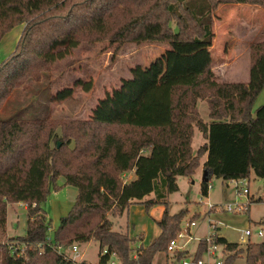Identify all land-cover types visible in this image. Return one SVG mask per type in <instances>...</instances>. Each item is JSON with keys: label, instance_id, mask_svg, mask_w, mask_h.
<instances>
[{"label": "trees", "instance_id": "1", "mask_svg": "<svg viewBox=\"0 0 264 264\" xmlns=\"http://www.w3.org/2000/svg\"><path fill=\"white\" fill-rule=\"evenodd\" d=\"M231 3L263 5L264 0H0V40L22 25L14 52L0 63V107L11 90L49 70L58 47L99 42L116 51L128 43H155L171 53L165 88L151 92L139 110L134 103L153 83L151 77H136L120 102L107 101L90 120H0V237L7 205L22 203L24 235L10 241L29 245L25 257L15 259L0 244V264H73L51 245L88 241L97 243L96 264L111 258L116 264H152L180 231L185 213L170 214L167 196L177 192V177L194 174L201 158L202 196L211 177L228 181L253 173L264 179V104L253 110L264 88V44L249 46L247 83L216 82L210 70L211 11ZM199 101L206 104L207 122L199 116ZM195 130L205 143L193 153ZM130 171L134 180L122 182ZM59 176L77 195L50 245L42 204ZM134 203L164 206L159 234L136 248L107 218ZM213 244L228 253L223 264L242 255L244 264H264V240L241 248L216 235ZM205 251L204 239L199 240L194 259H203ZM184 258L178 252L171 264Z\"/></svg>", "mask_w": 264, "mask_h": 264}, {"label": "rangeland", "instance_id": "2", "mask_svg": "<svg viewBox=\"0 0 264 264\" xmlns=\"http://www.w3.org/2000/svg\"><path fill=\"white\" fill-rule=\"evenodd\" d=\"M211 21L213 40L209 52L210 70L214 79L216 82L246 83L250 64L249 46L253 43L264 44V4H219L211 11ZM21 31L22 25H17L0 40V63L14 52ZM53 53V63L37 81H26L10 91L0 107V120H90L95 118V111L107 101L121 100L122 90L136 77H151L153 83L146 87L134 103V109L139 110L142 101L151 92L165 88L168 82L166 73L171 53L162 44L145 43L136 46L128 43L115 51L114 45L82 42L75 47H58ZM64 91H68L69 95L58 100L57 95ZM263 104L264 88L255 98L253 109ZM206 109L204 101L197 102V110L203 121H206ZM203 142L201 134L195 130L191 144L193 153H196ZM203 159H200L192 176L176 178L178 190L167 196L170 214L185 212L180 228L183 229L189 220L193 221L194 225L189 228L192 239L187 240L177 233L173 239H176V246L180 249L173 253L164 251L157 254L152 264H171L178 252H184L186 257L193 256L198 241L206 239L210 233H216L227 243L241 248L247 243H260L264 240V179L251 173L248 178L249 195L246 197L239 194L227 181L211 177L207 195L202 196L200 183L204 177L201 169ZM55 184L56 190H49L46 201L42 204L50 225L47 232L50 240L53 230L60 219L68 214L77 195L74 187L64 184L62 176L56 179ZM228 206L232 209L227 210ZM163 209V205L146 209L141 203H134L121 215L111 212L107 214V218L114 231L126 233L135 240V247L142 239L144 245H147L159 234L156 222ZM24 224L23 207L9 203L6 208L5 232L0 237V244H7L10 240L23 236ZM259 229L263 231L262 237L255 234ZM245 230L251 232L249 237L243 236ZM75 246L76 255L70 253L71 246L64 253L76 261L96 264V242L75 243ZM225 253L223 246L218 245L215 257L208 262L213 264L224 261ZM233 264H244L243 255Z\"/></svg>", "mask_w": 264, "mask_h": 264}, {"label": "built area", "instance_id": "3", "mask_svg": "<svg viewBox=\"0 0 264 264\" xmlns=\"http://www.w3.org/2000/svg\"><path fill=\"white\" fill-rule=\"evenodd\" d=\"M227 182L229 184H232L234 186V188H236L237 192L239 194H241L242 196H246L247 197L249 195L248 179H245V178H242V179H231V180H228ZM22 205L25 208V205L21 203V206ZM231 209L232 208L230 206H228L227 210H231ZM193 225H194L193 222L187 223L184 226L183 229L180 228V232H178V235L179 236H182V237H186L187 240L192 239L190 237V235L188 234L187 229H189ZM262 225L264 226V219L262 221ZM210 226H212V228L215 229V226L214 225L210 224ZM262 233H263V231L261 229H259V230H257L255 232V234L258 237H262ZM250 235H251V232L249 230H245L243 232V236L244 237H249ZM215 236H216V233H210L208 235V237L206 239H204V241L206 243V251H205V254H204V256H205V259L204 260L203 259L195 260L194 259V254H193V256L186 257V258L182 259L180 261V264H210L208 262V260L210 258L215 257V250L217 249V245L213 244V239L215 238ZM175 240L176 239H172V240H170L168 242V245H167V248H166V252L173 253L175 250H179L180 249L179 247L176 246V241ZM241 242H243V238L242 237H241ZM48 243H49V238H48ZM186 243H187V241L185 242V244ZM27 248H29V245L27 243H24V242L11 241V242H9V243L6 244V249H7L8 255H10L11 257H14L15 259L24 258L25 257V254H26ZM50 249H51V251H53V252H55V253L63 256V258L71 260V262L73 264H81L80 262L74 260V258H71V257L67 256L64 253L65 250H68L69 249V246L64 249L62 246H59V244L54 243L53 245H51ZM41 252L42 251L40 250V253ZM70 253L73 254V255H76L77 254V249H76L75 243H73L71 245ZM223 263H224V261H216L213 264H223ZM108 264H116V262H115L114 259L111 258L108 261Z\"/></svg>", "mask_w": 264, "mask_h": 264}, {"label": "crops", "instance_id": "4", "mask_svg": "<svg viewBox=\"0 0 264 264\" xmlns=\"http://www.w3.org/2000/svg\"><path fill=\"white\" fill-rule=\"evenodd\" d=\"M223 65H225V63H223ZM247 83V82H246ZM261 106V105H260ZM254 109H256V108H254ZM253 109V110H254ZM207 110V109H206ZM205 118H206V121L205 122H207L208 120H207V111H206V115H205ZM203 139V138H202ZM203 143H205V140L203 139ZM204 159H203V161H202V163H201V169H202V164H203V162L205 161V156L203 157ZM203 171V170H202ZM121 178L123 179V182H129V181H132V180H134V178H135V176H134V171H130L129 173H126V174H124V175H122L121 176ZM204 178V177H203ZM16 204H18L19 206L21 205V203H16ZM23 206V205H22ZM23 209H24V211H25V213H26V210H25V208H24V206H23ZM162 213H163V211H162ZM162 213H161V216H162ZM175 214V213H174ZM161 216H160V218H161ZM116 219V218H115ZM160 220V219H159ZM158 220V221H159ZM157 221V222H158ZM111 222V221H110ZM156 222V223H157ZM189 222H193V221H191V220H189ZM188 222V223H189ZM5 224H6V222H5ZM127 225V224H126ZM129 225V224H128ZM134 227V226H133ZM24 228H25V224H24ZM111 229L114 231L115 229L114 228H112L111 227ZM120 229V228H119ZM187 231H188V234H189V229H187ZM117 232H120V231H117ZM134 232H137V233H144V232H142V231H134ZM130 236V235H129ZM219 238H221V236H218ZM134 240V239H133ZM143 240L144 239H142V241L141 242H138L137 244H136V246H135V248L136 247H138L139 245L140 246H145L144 245V243H143ZM201 240H203V239H201ZM134 242H135V240H134ZM151 243V241L148 243V244H150ZM147 244V245H148ZM196 248H197V245H196V247H195V250H194V253H195V251H196ZM223 250H224V246H223ZM225 251V250H224ZM226 252V251H225ZM193 253V254H194ZM224 254V253H223ZM228 253L226 252L225 253V255H227ZM97 260H98V258H97ZM78 262H84L85 264H90V263H87V262H85V261H83V260H80V261H78ZM172 263V262H171ZM165 264H167V263H165Z\"/></svg>", "mask_w": 264, "mask_h": 264}]
</instances>
